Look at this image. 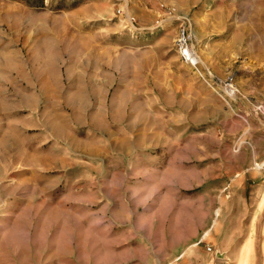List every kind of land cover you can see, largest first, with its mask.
I'll use <instances>...</instances> for the list:
<instances>
[{
	"label": "rangeland",
	"instance_id": "1",
	"mask_svg": "<svg viewBox=\"0 0 264 264\" xmlns=\"http://www.w3.org/2000/svg\"><path fill=\"white\" fill-rule=\"evenodd\" d=\"M263 56L264 0H0V264H264Z\"/></svg>",
	"mask_w": 264,
	"mask_h": 264
},
{
	"label": "built area",
	"instance_id": "2",
	"mask_svg": "<svg viewBox=\"0 0 264 264\" xmlns=\"http://www.w3.org/2000/svg\"><path fill=\"white\" fill-rule=\"evenodd\" d=\"M177 46L180 51V55L182 56L183 60L191 65L196 67L198 65V61L194 64L193 61L196 58V53L190 48V37L189 34L186 32L185 28H181L179 37L177 39ZM221 97L226 101L230 102V100L234 99L237 94V86H236V79L234 76H229L223 85L221 86ZM258 111L262 112L264 115V106H258Z\"/></svg>",
	"mask_w": 264,
	"mask_h": 264
},
{
	"label": "crops",
	"instance_id": "3",
	"mask_svg": "<svg viewBox=\"0 0 264 264\" xmlns=\"http://www.w3.org/2000/svg\"><path fill=\"white\" fill-rule=\"evenodd\" d=\"M261 63L263 64V67H264V56L262 57V61H261ZM262 86L264 87V78L262 77ZM236 86H237V94H236V97H235V99H232V100H230V102H232V101H235V102H237V100H239L243 95H242V92H241V90H240V86H239V84H238V82L236 81ZM248 91L247 90H245V93H247ZM247 97V96H246ZM249 99V97H247V100ZM264 98H262V100H263ZM259 101H261V100H259ZM264 101V100H263ZM258 106H264V103H259V104H257L255 107L257 108ZM263 117V119H264V115L262 116ZM238 121L239 122H241V124H242V126H244L245 128H246V126L248 125V126H250L249 125V121L247 120V118H245V116H241V117H238ZM245 123H244V122ZM246 123H248V124H246ZM254 136H256V134L254 135ZM240 139H239V141L236 143V151H239L240 149H239V145L245 140V141H249V139H251V138H253V134H250V130L248 129V130H246V131H244L242 134H241V136L239 137ZM262 138H264L263 136H262ZM250 142V141H249ZM264 142V141H263ZM264 147V146H263ZM252 150H251V154H252V156H253V158H254V161L256 162V164H258L257 162L258 161H260V163L262 162V165H263V167H264V148H261V149H258V148H254V147H252L251 148ZM247 154H248V149L247 150H245V151H243L242 152V155H246L247 156ZM259 163V164H260ZM249 167V164L247 163V161H246V167L245 168H248ZM262 167V166H261ZM236 174H240L239 172H237ZM237 176V175H236ZM235 180H238L237 178H235Z\"/></svg>",
	"mask_w": 264,
	"mask_h": 264
},
{
	"label": "bare ground",
	"instance_id": "4",
	"mask_svg": "<svg viewBox=\"0 0 264 264\" xmlns=\"http://www.w3.org/2000/svg\"><path fill=\"white\" fill-rule=\"evenodd\" d=\"M196 61H198V57L196 56V58L194 59L193 63L195 64Z\"/></svg>",
	"mask_w": 264,
	"mask_h": 264
}]
</instances>
